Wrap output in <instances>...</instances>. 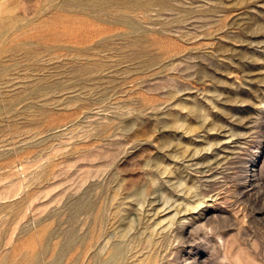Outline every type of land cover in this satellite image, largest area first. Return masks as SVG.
<instances>
[{
  "label": "rangeland",
  "instance_id": "1",
  "mask_svg": "<svg viewBox=\"0 0 264 264\" xmlns=\"http://www.w3.org/2000/svg\"><path fill=\"white\" fill-rule=\"evenodd\" d=\"M0 264H264V0H0Z\"/></svg>",
  "mask_w": 264,
  "mask_h": 264
}]
</instances>
